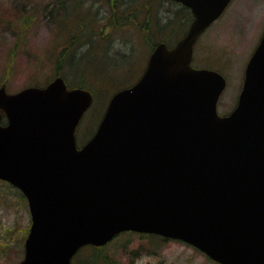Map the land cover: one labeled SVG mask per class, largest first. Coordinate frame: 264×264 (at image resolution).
<instances>
[{"label": "water", "instance_id": "obj_1", "mask_svg": "<svg viewBox=\"0 0 264 264\" xmlns=\"http://www.w3.org/2000/svg\"><path fill=\"white\" fill-rule=\"evenodd\" d=\"M176 1L194 16L186 33L155 46L80 148L88 90L61 76L14 93L0 86V179L31 216L19 264H71L81 246L125 230L183 240L221 264H264V32L235 108L220 116L225 78L191 61L231 0Z\"/></svg>", "mask_w": 264, "mask_h": 264}, {"label": "rangeland", "instance_id": "obj_2", "mask_svg": "<svg viewBox=\"0 0 264 264\" xmlns=\"http://www.w3.org/2000/svg\"><path fill=\"white\" fill-rule=\"evenodd\" d=\"M104 3L105 0H0V85L4 84L9 92H16L26 86L44 85L58 75V52L71 37L70 31L80 27L77 21L79 14L89 18L83 21L82 31L86 35L81 42L64 49L71 52L75 48L74 59H80V65L81 61L94 60L85 65L86 70H81V66L76 69L75 64L70 69L64 66L61 75H64L69 87L80 83L88 73H94L100 63L109 67L112 64L120 70L118 75L121 78L129 79L130 84L135 82L146 66L152 44L142 39L141 31L135 26L134 14L131 22L123 23L124 12L118 7L116 11L109 10ZM152 6L159 14L164 15L165 12L170 18L175 16L176 24L173 23L170 28H177L181 14L169 12L166 0H152ZM105 17L109 20L114 17L111 27L106 33L100 32L96 41L92 39L89 44L91 51L84 44L91 25L98 27V22L94 20L104 21ZM171 31L167 29L159 35L161 39L169 40L170 46L178 39H174L176 31ZM263 31L264 0H232L200 36L193 52V63L214 68L226 79V86L218 99L219 114L223 115L235 106L246 64ZM101 49L106 50L105 53ZM103 53L107 58L101 57ZM130 54L131 61L122 64L123 55ZM120 63V68L115 66ZM94 83L96 86H91L94 88H91L93 102L76 130L77 145H82L94 133L113 92V85ZM21 194L18 188L0 182V264H19L24 255V240L31 217L28 203ZM157 237L121 233L104 246L101 253L114 264H218L189 244ZM87 255H91V250L80 251L76 257L81 260ZM74 262L79 263L77 260ZM98 263L102 264L100 260Z\"/></svg>", "mask_w": 264, "mask_h": 264}, {"label": "trees", "instance_id": "obj_3", "mask_svg": "<svg viewBox=\"0 0 264 264\" xmlns=\"http://www.w3.org/2000/svg\"><path fill=\"white\" fill-rule=\"evenodd\" d=\"M155 1L159 2L160 0H155ZM166 2H168V6L170 7L169 12H178L181 14V16L178 18L177 28H170L171 26H173V23L176 24L177 19H175V16L172 15V17L170 18V17L166 16L165 12H164V15L159 14L158 10L156 11L155 9H153L152 0H105L104 5H106V7L112 11H116L117 7H118V9L123 11L124 12V18L122 21L123 23H126L127 21L131 22L132 19H134L133 18V14H134V17H135L134 21L136 22L135 26L138 27L139 30L141 31L142 39L147 44L151 43L152 48H153L154 45L158 42L157 40L161 39V37H162L159 35L163 34L164 31L167 29H172L171 33L176 31V36L174 39H177V38L179 39L185 33V28H186L187 24L189 23V20L192 17L190 10L188 8L184 7L183 5H180L178 3H174L172 1H167V0H166ZM78 12H80V11H78ZM140 12H142V13H140ZM138 15L142 16V17L139 18ZM85 18L89 20L88 17H84L82 15L80 16V14H79V18L77 19V21L79 22L80 27L77 30L72 29L70 31V33H72L70 35L71 37L68 39V41H65L62 44L63 46L61 47V51L59 50L60 53L58 52V56L56 59V68H57V71L60 72L59 73L60 75L62 74V70L64 69V66H66L70 69V66L72 64H75L76 69H77V67L80 68V66H81V70H86L87 67L85 65L90 64V62H93V60H94L93 58H91L90 60L81 61V65H80V62H79L80 59L79 60L77 58L74 59L75 58L74 57L75 48L73 50H71V52L67 51V50H66L67 52H65V49H67V48L69 49L70 46L81 42L83 40L82 37H84L86 35V32L82 31V29L85 25V23H83V21L86 22ZM105 19H107V20H105ZM113 19H114V17H111L110 20L105 17L104 21H100V19L94 20V21L98 22V24H96V25L99 28L96 27L94 24H92L90 21V23L92 25H91V29L89 30L90 32L87 35L89 37L84 42V44L86 43V45H88L87 49L90 48L91 45H89V44L92 43V39H95V41H96V38L100 37V32L106 33L108 27H111L110 22L113 21ZM161 40L169 43V40H165V39H161ZM97 41L99 43H101V39H98ZM84 44H82V45H84ZM97 48H98V46H97ZM97 48H93V50H95ZM104 49H101V50H102V52L104 51V53H105L106 50H104ZM91 51H92V49H91ZM104 53L101 57L107 58V56ZM84 54L85 53H83V55ZM130 56H131V54L128 56L123 55L121 63L122 64L129 63V61H131ZM83 59L84 58H82V60ZM121 63H120V65L115 64V66H118L120 68L122 65ZM99 65H100V67L97 66L95 68L94 73H88V75L86 74L87 76H85V79H82L80 83H76L75 86L82 87V88H88L89 90H92L94 88L91 86H93V85L96 86V84L95 83L93 84V82L97 81V82H99L105 86L108 84L113 85L114 87H113L112 91L114 92L115 90H118L120 88H123L125 85L130 84L129 79H123L118 75L119 74L118 71H120V70H117L116 69L117 67L115 68L112 64H110V67L107 65L103 66V65H101V63ZM62 76H64V75H62ZM91 78H93V80H91ZM89 82H90V85L88 86L87 84H89ZM22 197L25 198L23 195H22ZM127 233H131V232H127ZM103 248H104V246L96 247V246H92V245H87V246L82 247L78 251V253L80 251L83 252V250H85V249H89V250H91V255L89 257L87 255L81 260L79 257L75 256L72 264H75V262H74L75 260H77V262H79L76 264H99L98 263L99 260L102 262V264H114V263H111L104 258V256L101 253V249H103Z\"/></svg>", "mask_w": 264, "mask_h": 264}, {"label": "flooded vegetation", "instance_id": "obj_4", "mask_svg": "<svg viewBox=\"0 0 264 264\" xmlns=\"http://www.w3.org/2000/svg\"><path fill=\"white\" fill-rule=\"evenodd\" d=\"M169 1H172V0H169ZM172 2H174V1H172ZM174 3H176V2H174ZM179 4V3H178Z\"/></svg>", "mask_w": 264, "mask_h": 264}]
</instances>
